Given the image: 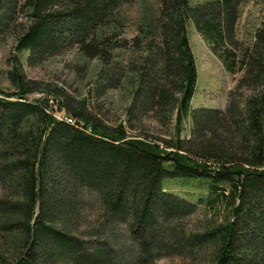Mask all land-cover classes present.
Returning <instances> with one entry per match:
<instances>
[{"label":"trees","instance_id":"trees-1","mask_svg":"<svg viewBox=\"0 0 264 264\" xmlns=\"http://www.w3.org/2000/svg\"><path fill=\"white\" fill-rule=\"evenodd\" d=\"M241 1L154 0L128 37L119 11L136 0H0V32L27 64L68 49L95 59L92 91L127 92L130 129L101 125L71 96L58 103L75 125L27 102L33 88L14 57V88H0V264H264V21L238 46ZM189 20L227 71L242 72L224 109L190 108ZM147 117L173 123V139L146 135ZM164 177H200L207 194L191 202L165 191ZM200 204L212 213L194 220Z\"/></svg>","mask_w":264,"mask_h":264},{"label":"rangeland","instance_id":"rangeland-1","mask_svg":"<svg viewBox=\"0 0 264 264\" xmlns=\"http://www.w3.org/2000/svg\"><path fill=\"white\" fill-rule=\"evenodd\" d=\"M204 1L188 0V3L194 6ZM155 8L154 0H136L133 4L123 6L119 14L127 24L126 35L132 36L137 24L152 16ZM18 21L26 24L27 17L20 13ZM263 21L264 4L262 2L257 0L241 1L238 5V18L235 25V37L238 46L250 45L253 42L255 30L262 26ZM186 29L197 69V79L190 100V108L224 109L230 100V96L234 97L235 95L231 93L235 90L242 72L231 73L224 68L208 43L195 29L191 20L187 22ZM14 44V36L9 31L0 32V88L2 90L10 91L14 88L8 79V70L12 66L14 57H21L25 84L33 88L25 96L36 92L44 94L43 100L26 98L27 102L45 105V111L53 116V113L65 112L59 107L58 99L62 98L63 95L71 96L77 102L84 100V113L101 125L113 128L121 123L127 131H130L124 120L125 107L129 103L128 93L117 88L108 89L104 93L92 91L93 80L99 66L98 61L86 59L78 55L75 49H68L62 54L49 57L38 64L29 65L25 61L26 53L17 54L14 51ZM116 53L118 59L125 61L131 52L128 49H116ZM142 124L141 130L146 135L151 136L150 138L167 141L173 139V123L168 127H163L159 123H154L151 117H147ZM190 128L191 121L187 116L183 121L180 137H187ZM161 184L165 191L191 202H196L207 194L206 183L200 177H164ZM218 210L219 212H217ZM215 211L219 220L223 219L226 214V210L220 207ZM211 213L204 204H200L197 211L192 215V219L204 218ZM161 263L181 264L177 257L163 259Z\"/></svg>","mask_w":264,"mask_h":264},{"label":"built area","instance_id":"built-area-1","mask_svg":"<svg viewBox=\"0 0 264 264\" xmlns=\"http://www.w3.org/2000/svg\"><path fill=\"white\" fill-rule=\"evenodd\" d=\"M43 95L44 94H40V93L36 92V93L31 94V95H27L24 98H33V99H37V100H43L44 99ZM53 117L56 118L57 120L64 121V122L66 119H75L74 117L68 115L65 112H60L57 114L53 113ZM80 125L82 126V123H80Z\"/></svg>","mask_w":264,"mask_h":264},{"label":"bare ground","instance_id":"bare-ground-1","mask_svg":"<svg viewBox=\"0 0 264 264\" xmlns=\"http://www.w3.org/2000/svg\"><path fill=\"white\" fill-rule=\"evenodd\" d=\"M65 121L68 122V123H70V124H72V125H75L76 124V122L74 121V119H66Z\"/></svg>","mask_w":264,"mask_h":264}]
</instances>
